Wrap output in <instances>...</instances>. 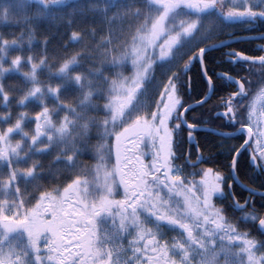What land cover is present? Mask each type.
I'll list each match as a JSON object with an SVG mask.
<instances>
[{
  "label": "snow or ice",
  "instance_id": "1",
  "mask_svg": "<svg viewBox=\"0 0 264 264\" xmlns=\"http://www.w3.org/2000/svg\"><path fill=\"white\" fill-rule=\"evenodd\" d=\"M0 264H264V0H0Z\"/></svg>",
  "mask_w": 264,
  "mask_h": 264
},
{
  "label": "trees",
  "instance_id": "2",
  "mask_svg": "<svg viewBox=\"0 0 264 264\" xmlns=\"http://www.w3.org/2000/svg\"><path fill=\"white\" fill-rule=\"evenodd\" d=\"M255 45H243V47H254Z\"/></svg>",
  "mask_w": 264,
  "mask_h": 264
}]
</instances>
